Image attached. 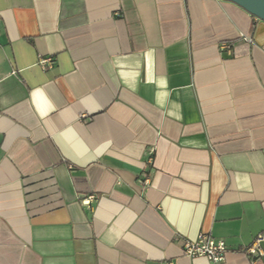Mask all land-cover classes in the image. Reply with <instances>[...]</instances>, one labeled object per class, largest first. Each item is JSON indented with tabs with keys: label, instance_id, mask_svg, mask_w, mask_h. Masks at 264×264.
I'll return each instance as SVG.
<instances>
[{
	"label": "crops",
	"instance_id": "1",
	"mask_svg": "<svg viewBox=\"0 0 264 264\" xmlns=\"http://www.w3.org/2000/svg\"><path fill=\"white\" fill-rule=\"evenodd\" d=\"M201 233L223 262L183 254ZM259 235L263 20L227 0H0V264H264Z\"/></svg>",
	"mask_w": 264,
	"mask_h": 264
},
{
	"label": "built area",
	"instance_id": "2",
	"mask_svg": "<svg viewBox=\"0 0 264 264\" xmlns=\"http://www.w3.org/2000/svg\"><path fill=\"white\" fill-rule=\"evenodd\" d=\"M224 54H229L232 52L231 47L225 45L223 47ZM54 63V58L50 57L41 61V65L46 67H51ZM150 182L149 178L145 179V183ZM263 235L257 236L250 247L246 248V253L252 258L253 263L260 261L263 255V248L261 242L263 240ZM183 254L186 256L195 257H205L208 260L220 263L226 259L228 252L227 245L224 240L216 238L209 233H201L197 239L187 240L183 246Z\"/></svg>",
	"mask_w": 264,
	"mask_h": 264
},
{
	"label": "water",
	"instance_id": "3",
	"mask_svg": "<svg viewBox=\"0 0 264 264\" xmlns=\"http://www.w3.org/2000/svg\"><path fill=\"white\" fill-rule=\"evenodd\" d=\"M244 8L251 15L264 21V0H227Z\"/></svg>",
	"mask_w": 264,
	"mask_h": 264
}]
</instances>
